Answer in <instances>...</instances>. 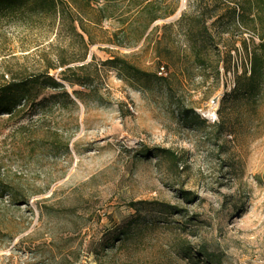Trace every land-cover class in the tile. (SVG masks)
Masks as SVG:
<instances>
[{"label":"rangeland","instance_id":"rangeland-1","mask_svg":"<svg viewBox=\"0 0 264 264\" xmlns=\"http://www.w3.org/2000/svg\"><path fill=\"white\" fill-rule=\"evenodd\" d=\"M142 1L93 4L115 16L85 60L69 18H0V87L87 66L0 116V264H264V96H234L264 29L230 25L241 0H149L177 10L142 33Z\"/></svg>","mask_w":264,"mask_h":264},{"label":"trees","instance_id":"trees-1","mask_svg":"<svg viewBox=\"0 0 264 264\" xmlns=\"http://www.w3.org/2000/svg\"><path fill=\"white\" fill-rule=\"evenodd\" d=\"M101 1L106 0H0V18L7 16L13 18L39 16L53 20L69 18L73 33L83 42L85 56L82 60H85L89 47L97 41L95 30H103L102 19L106 20L115 16L112 4L103 5L99 11L94 9L93 4L98 5ZM82 4L85 5V8L82 7ZM176 10V6L172 8L171 5H166L163 8L153 1L143 0L137 7V16L147 20V23L143 25L144 31L142 33H146L154 23L174 15ZM231 11L229 17L231 26L235 24L237 19H241L247 27L256 28V25H260L264 29V0H241L240 5L237 4ZM258 39V43L248 44L244 42L248 66H243L241 75L236 77L234 96L238 102L244 103L247 109L258 105V97L264 96V33ZM70 63L71 61L60 59L56 66L46 67V74L42 80L40 76L26 80L16 79L11 71H4L1 75L4 83L0 87V116L8 115L11 117L20 113L27 103L33 104L36 100L33 91L40 85L62 88V84L50 74V70L66 68L62 74L67 75V73L76 74V71L87 69V66L83 65L74 70L69 67ZM106 64L118 70L126 71L133 79L151 81L148 73L139 70L127 61L116 58L107 61ZM6 76L8 78L11 76V80L5 79ZM153 79L160 80L162 78L155 74ZM64 80L70 79L64 76ZM163 152L169 154L168 151L164 150ZM10 195L15 196L11 192ZM25 202L28 203V201ZM208 260L212 262V258L208 257Z\"/></svg>","mask_w":264,"mask_h":264},{"label":"built area","instance_id":"built-area-1","mask_svg":"<svg viewBox=\"0 0 264 264\" xmlns=\"http://www.w3.org/2000/svg\"><path fill=\"white\" fill-rule=\"evenodd\" d=\"M162 70H164V68H162ZM159 75H162V73L160 72Z\"/></svg>","mask_w":264,"mask_h":264},{"label":"bare ground","instance_id":"bare-ground-1","mask_svg":"<svg viewBox=\"0 0 264 264\" xmlns=\"http://www.w3.org/2000/svg\"><path fill=\"white\" fill-rule=\"evenodd\" d=\"M184 1V0H183Z\"/></svg>","mask_w":264,"mask_h":264}]
</instances>
